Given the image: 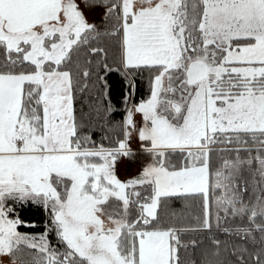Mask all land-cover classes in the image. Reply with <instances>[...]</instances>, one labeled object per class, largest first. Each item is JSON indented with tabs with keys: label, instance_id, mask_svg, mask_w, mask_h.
Instances as JSON below:
<instances>
[{
	"label": "snow or ice",
	"instance_id": "snow-or-ice-1",
	"mask_svg": "<svg viewBox=\"0 0 264 264\" xmlns=\"http://www.w3.org/2000/svg\"><path fill=\"white\" fill-rule=\"evenodd\" d=\"M0 264H264V0H0Z\"/></svg>",
	"mask_w": 264,
	"mask_h": 264
},
{
	"label": "trees",
	"instance_id": "trees-1",
	"mask_svg": "<svg viewBox=\"0 0 264 264\" xmlns=\"http://www.w3.org/2000/svg\"><path fill=\"white\" fill-rule=\"evenodd\" d=\"M114 88L118 91L119 84L116 79L113 80ZM21 216L26 222L34 223L37 225L35 229L23 228L22 231H34L39 232L43 229L44 224L47 221V213L37 205H26L23 208L19 209Z\"/></svg>",
	"mask_w": 264,
	"mask_h": 264
},
{
	"label": "rangeland",
	"instance_id": "rangeland-1",
	"mask_svg": "<svg viewBox=\"0 0 264 264\" xmlns=\"http://www.w3.org/2000/svg\"><path fill=\"white\" fill-rule=\"evenodd\" d=\"M135 168H133L132 169V172L134 173L135 172ZM131 173H128V172H126L124 169H123V167L121 168V172H120V175H121V178L123 179V178H126L128 175H130Z\"/></svg>",
	"mask_w": 264,
	"mask_h": 264
}]
</instances>
